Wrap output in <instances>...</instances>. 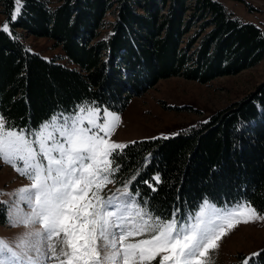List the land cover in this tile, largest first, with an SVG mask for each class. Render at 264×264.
Wrapping results in <instances>:
<instances>
[{"label": "trees", "instance_id": "1", "mask_svg": "<svg viewBox=\"0 0 264 264\" xmlns=\"http://www.w3.org/2000/svg\"><path fill=\"white\" fill-rule=\"evenodd\" d=\"M0 10L8 128L35 129L82 103L122 111L161 78L204 82L264 59V24L240 20L221 0H0ZM18 29L53 39L62 55L30 49ZM133 142L111 157L114 181L132 179L130 196L150 216L182 219L206 200L264 214V80L188 130ZM247 261L264 264V248Z\"/></svg>", "mask_w": 264, "mask_h": 264}, {"label": "snow or ice", "instance_id": "2", "mask_svg": "<svg viewBox=\"0 0 264 264\" xmlns=\"http://www.w3.org/2000/svg\"><path fill=\"white\" fill-rule=\"evenodd\" d=\"M100 113L82 106L35 132L10 129L0 117V161L30 181L13 193L10 226H40L14 244L0 238V264H152L158 256L159 264H207L210 250L236 224L264 220L250 204L218 209L205 201L187 221L175 215L165 221L130 200L127 185L101 196L117 170L111 157L127 145L110 140L119 116Z\"/></svg>", "mask_w": 264, "mask_h": 264}, {"label": "rangeland", "instance_id": "3", "mask_svg": "<svg viewBox=\"0 0 264 264\" xmlns=\"http://www.w3.org/2000/svg\"><path fill=\"white\" fill-rule=\"evenodd\" d=\"M16 1L19 2V0ZM221 1L240 20L258 25L264 24V0ZM110 17L111 15L108 14L107 18ZM4 22L5 15L0 10V27L4 25ZM21 32V39L30 49L40 52L44 56L62 55L61 47L55 45L53 39L28 34L22 30ZM262 80H264V59L236 73L220 74L204 82L181 75H173L159 79L142 94L130 97L122 111L94 103H82L71 113L55 114L35 129L23 130L35 132L53 117H57L63 122L64 118L74 116L83 106L98 107L101 110V116L104 110L119 116V123L110 136L111 142L127 145L135 140L169 137L206 121L211 114L241 98ZM109 178L113 183L107 184L100 193L105 198L117 193L118 189L123 191L126 185L125 183L115 185L114 172ZM29 184L30 181L27 178L19 175L9 164L0 161V205L3 206L6 214L0 222V238L5 239L9 244H14L20 234L25 231L39 230V224L34 229L10 226V216L15 206L13 193L20 187ZM127 189L129 192V187ZM129 199L134 201L131 196ZM204 202L194 212L182 219H177L187 221L190 215L199 211ZM208 203L218 209H231L238 205L221 206L212 201H208ZM22 208L25 213L30 211L27 205H22ZM257 214L264 217V214ZM153 218L155 217L153 216ZM225 230L227 231V225H225ZM139 238L141 237H137V239ZM263 248L264 220H254L249 223L241 222L222 237L218 248L210 250L207 264H243L245 260L255 256ZM159 260L160 257L158 256L152 261V264H159Z\"/></svg>", "mask_w": 264, "mask_h": 264}, {"label": "water", "instance_id": "4", "mask_svg": "<svg viewBox=\"0 0 264 264\" xmlns=\"http://www.w3.org/2000/svg\"><path fill=\"white\" fill-rule=\"evenodd\" d=\"M131 180H132V179H130V180L128 181V183L126 184L127 186L129 185V183H130Z\"/></svg>", "mask_w": 264, "mask_h": 264}, {"label": "bare ground", "instance_id": "5", "mask_svg": "<svg viewBox=\"0 0 264 264\" xmlns=\"http://www.w3.org/2000/svg\"><path fill=\"white\" fill-rule=\"evenodd\" d=\"M128 187V186H127Z\"/></svg>", "mask_w": 264, "mask_h": 264}]
</instances>
